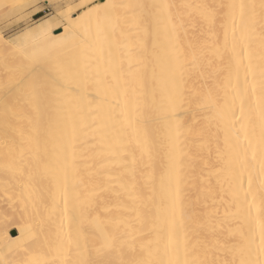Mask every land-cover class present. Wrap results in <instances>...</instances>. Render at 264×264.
<instances>
[{
  "label": "bare ground",
  "instance_id": "1",
  "mask_svg": "<svg viewBox=\"0 0 264 264\" xmlns=\"http://www.w3.org/2000/svg\"><path fill=\"white\" fill-rule=\"evenodd\" d=\"M2 1L12 13L61 2ZM98 1L0 34V264L116 261L141 245L166 260L173 155V254L183 260L187 239L203 258L220 234L229 248L210 259L264 264V0ZM104 4L130 7L105 16ZM189 43L211 67L192 64Z\"/></svg>",
  "mask_w": 264,
  "mask_h": 264
},
{
  "label": "snow or ice",
  "instance_id": "2",
  "mask_svg": "<svg viewBox=\"0 0 264 264\" xmlns=\"http://www.w3.org/2000/svg\"><path fill=\"white\" fill-rule=\"evenodd\" d=\"M130 7L127 5H117V4H104L102 5V8L105 10L104 15L107 16L108 12L107 10H115L118 8H125ZM157 8L167 9L170 8L171 5L168 4H161V5H155ZM199 10V14L201 18L204 21H207L209 23L214 21L215 18V9L212 5L209 4H201L196 6ZM230 9H235L236 5H228L227 6ZM245 5L240 4V17L241 21L245 18ZM262 7H264V4H262ZM96 12L97 13V20L100 19V9L97 8H90L88 15H91V13ZM56 27H60V23L57 22ZM175 29V26H174ZM235 31V29H234ZM189 50L190 55L192 57V64L195 65L200 61L207 60V64L209 67H211L212 61L210 59H207L205 48L203 46L199 47L195 44L189 43ZM177 70L180 74L181 80H183L184 76V66L178 64ZM23 81L18 82L17 87H20L23 85ZM41 89L45 88L47 85L41 84L38 85ZM33 87H37V85H33ZM262 120H264V113H262ZM133 165H135L136 160L133 158L131 161ZM171 173L175 176V183H176V191L175 195L171 200V208H170V216L167 219V243L165 245L166 253L168 254V258L166 260H154L151 258H147L145 256V249L143 245H141L139 252L137 251L135 246H132L129 248L128 253H125L123 250L120 251V259L116 261H81L79 264H221L218 258L210 259V255L213 252H223L225 250H228L229 245L227 242V238H222L220 234L216 235L215 240V247L212 249H209L207 245H203V251H204V257L200 258L199 255L196 254V250L194 247L189 246V242L187 239L184 240V258L183 260L179 259L178 256L174 255V236L176 232V221H177V215L181 217V220L183 219V210L181 207V196H180V173H179V161L176 158L175 155H173L172 163H171ZM249 187L251 188V180L249 181ZM247 195V194H246ZM181 227H183V224L181 223ZM223 231V230H221ZM234 233L229 230V237L233 235ZM105 248L113 249L115 246L111 241L106 242L104 245ZM261 255H264V207L261 208V248H260ZM27 264H46V262L39 261V260H31L27 262ZM222 264H232V262L228 260H224ZM241 264H244L242 261Z\"/></svg>",
  "mask_w": 264,
  "mask_h": 264
},
{
  "label": "rangeland",
  "instance_id": "3",
  "mask_svg": "<svg viewBox=\"0 0 264 264\" xmlns=\"http://www.w3.org/2000/svg\"><path fill=\"white\" fill-rule=\"evenodd\" d=\"M63 1L64 2H62V0H61L60 4L58 6H56V5H50L49 6L45 3L44 4L42 3L41 7L43 10H41L40 12H36V13H32L31 9H26L21 13H19V12L12 13L10 11V8H8L9 5L8 4H7L8 6L5 5V3H3L2 0H0V34H2L4 40H6V41L20 39V37H22L21 35L29 34L30 32H32L34 30L33 27L36 29V27L38 25H40L42 22H44V20H47L48 18H50V16L51 17H54V15L57 16L58 13L64 14L68 9L72 8V6L73 7L76 6L79 0H73L71 2L67 1V0H63ZM100 1L102 2L103 0H99L98 2L101 3ZM58 32H60V31L57 30V31L53 32V34H58ZM4 44H6V43L5 42L3 43V41H0V51L3 50L2 52H4V49L6 46V45L4 46ZM2 52H0V53H2ZM0 210H1V205H0ZM1 215H2V213H0V235L2 234V231H4V228L6 227ZM13 232L14 231L8 233V235L11 236V234H13Z\"/></svg>",
  "mask_w": 264,
  "mask_h": 264
}]
</instances>
